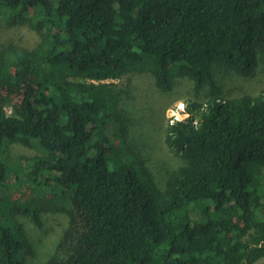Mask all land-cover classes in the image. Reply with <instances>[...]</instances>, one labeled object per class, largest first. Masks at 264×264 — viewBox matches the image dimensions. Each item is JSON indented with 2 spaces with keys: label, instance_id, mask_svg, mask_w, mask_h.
Returning a JSON list of instances; mask_svg holds the SVG:
<instances>
[{
  "label": "trees",
  "instance_id": "1",
  "mask_svg": "<svg viewBox=\"0 0 264 264\" xmlns=\"http://www.w3.org/2000/svg\"><path fill=\"white\" fill-rule=\"evenodd\" d=\"M0 27L37 36L30 48L0 46V264L264 258V88L222 99L213 72L254 74L264 0H0ZM129 75L162 92L179 78L195 94L209 86L162 130L180 160L163 187L137 151L140 171L124 160L131 120L107 80ZM20 145L39 154L15 164ZM22 175L29 195L14 196L9 179ZM47 212L66 225L36 261L21 219L40 228Z\"/></svg>",
  "mask_w": 264,
  "mask_h": 264
},
{
  "label": "rangeland",
  "instance_id": "2",
  "mask_svg": "<svg viewBox=\"0 0 264 264\" xmlns=\"http://www.w3.org/2000/svg\"><path fill=\"white\" fill-rule=\"evenodd\" d=\"M13 42L27 48L33 47L37 42L36 34L27 27H0V46ZM214 78L221 86L222 99L232 98L243 93L254 94L264 88V53L260 56L257 68L249 78H242L232 71L222 67L213 66ZM114 83L117 89L122 90V107L131 120L129 141L133 152L124 156V160L132 165L135 171H140L141 160L139 155L146 159V165L158 186L163 187L169 171L180 162L179 158L171 153L163 143L162 130L168 120L186 119V100L202 104L208 94L209 86L205 85L198 94L193 91L192 81L186 78L176 80L170 92L159 91L153 84L151 76L129 75L116 80H107ZM5 95V93H2ZM13 100V97H11ZM8 114L12 108L6 103ZM39 154L36 148L18 146L12 154L11 161L23 164L28 159ZM8 187L14 196L26 197L30 190L27 189L25 178L16 182L9 179ZM192 218H199L198 212ZM29 236L34 242V260L38 261L49 253L66 225V217L59 212H47L43 215V226L36 227L30 220L21 219ZM255 264H264V258Z\"/></svg>",
  "mask_w": 264,
  "mask_h": 264
}]
</instances>
